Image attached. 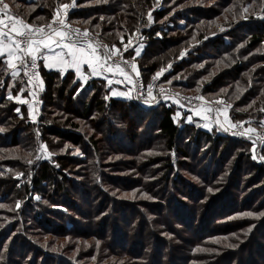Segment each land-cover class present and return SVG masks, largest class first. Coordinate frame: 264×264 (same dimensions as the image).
Returning <instances> with one entry per match:
<instances>
[{"label":"trees","instance_id":"1","mask_svg":"<svg viewBox=\"0 0 264 264\" xmlns=\"http://www.w3.org/2000/svg\"><path fill=\"white\" fill-rule=\"evenodd\" d=\"M8 1L11 15L39 26L72 0ZM262 8L264 0H77L68 20L119 49L141 33L135 60L145 81L170 65L164 83L223 98L232 121L256 129ZM41 76L34 122L27 104L7 98L27 95L25 79L0 62V264H264V216L242 215L264 212V162L248 138L182 126L175 106L112 98L102 79L43 67ZM41 143L47 161L35 159Z\"/></svg>","mask_w":264,"mask_h":264},{"label":"snow or ice","instance_id":"2","mask_svg":"<svg viewBox=\"0 0 264 264\" xmlns=\"http://www.w3.org/2000/svg\"><path fill=\"white\" fill-rule=\"evenodd\" d=\"M99 2V0H97ZM107 2V0H104ZM75 6V0H72L70 4H59L56 8L51 22L46 25H34L27 23L25 20L13 16L11 14L5 15V11L9 9V4L5 3L4 0H0V62L4 63L7 66V69L11 70V76L15 80L20 76V73L23 72L25 76L28 77V84H34L38 82L37 86H42L43 81L41 80L39 73L35 71L38 68L37 61L42 59L45 63V66L48 68H56L61 73L66 72L69 69H73L74 72L80 77L82 81L87 80V77L84 75V66L91 70L90 75L97 76L102 75L104 72L118 74L123 76L126 80H129L131 83V79L127 72H125L124 68L121 67L120 63H109L113 57L120 55L121 60H123V55L119 48L116 45L103 44L99 40H93L91 38V34L87 29L81 31L79 28H73L71 24L67 21V9ZM64 9L65 11L61 14L60 9ZM248 8H244L243 12H247ZM264 12V8L261 9ZM243 18H247L246 16ZM7 19L8 23L5 22ZM40 20H44V17H38ZM103 19V17H101ZM148 20L152 21L151 13L148 14ZM96 27H99L97 25ZM47 29V30H46ZM224 29L221 28V31ZM99 35L98 33L96 34ZM159 35V34H158ZM207 38V37H205ZM121 43H123V37L121 36ZM131 44V40H129V45ZM129 45H124V51H127ZM143 45H139V47L135 48V55H140V48ZM243 47V45H241ZM59 49V51H57ZM103 49V52H101ZM113 49H115L113 51ZM47 50V54L45 51ZM185 53H181V57ZM127 63V61H124ZM170 67V65H169ZM132 70L137 72L139 75L136 65L132 64ZM164 70L161 69L160 72L156 73V77H159ZM155 79V77H154ZM120 81H117L119 83ZM21 84L24 83L23 80L20 81ZM108 83L111 84L112 80L109 79ZM22 94L23 89L19 90ZM199 91V89H197ZM226 91V90H224ZM112 95L126 96L131 99L130 93L127 92H112ZM148 98L145 100V103H148L149 100L154 101L155 97L152 94V86H148ZM33 96H35V92H33ZM9 100H15L20 104L28 103L27 100L22 99L21 95H15L11 92L8 93ZM168 98V97H166ZM238 98V97H237ZM107 99V97H106ZM199 100H203V96L197 97ZM178 102V101H177ZM223 103V101H220ZM231 107V105H226L222 111L224 115V123H220L219 119H217L216 123L219 124L220 128L223 131H229L230 128H237L240 125V122L237 121L233 123L228 117L227 109ZM16 112H20L19 108L15 109ZM205 111L201 109V111H197L196 115H201V112ZM211 111V109H208ZM217 113L221 111V109L216 110ZM264 111V109H261ZM31 112V105H30ZM35 119V117H33ZM191 117H189V120ZM204 119H208V116H204ZM228 124L229 127H225L224 125ZM204 127H211L209 124H205ZM4 129L0 128V132H3ZM256 132L255 128L249 127L245 129L243 132H233V135H247L248 133ZM261 140H264V137H260ZM45 150L46 145L41 146V149ZM79 151V150H77ZM255 151V148H253ZM28 155H31L30 153ZM51 156V153H48ZM42 157L37 155L35 157L36 160L41 159ZM253 159H256V155L254 154ZM261 161H264V156L259 157ZM26 162L31 164L33 163L32 159H26ZM23 173H17V176H22ZM209 192L213 191L212 188L208 189ZM116 193H113L115 195ZM147 197V194H144ZM125 196H129V194H125ZM129 198H135V193H132ZM151 198V197H147ZM36 199H40V197H36ZM4 205H0L3 207ZM16 207H20V203L17 202ZM242 215L248 217L259 218L264 216V212H245ZM254 227V225L250 226ZM214 243H219V240L213 241ZM46 246V245H45ZM226 247H236V245L228 244ZM57 249H53L56 251ZM198 251H214V249H197Z\"/></svg>","mask_w":264,"mask_h":264},{"label":"built area","instance_id":"3","mask_svg":"<svg viewBox=\"0 0 264 264\" xmlns=\"http://www.w3.org/2000/svg\"><path fill=\"white\" fill-rule=\"evenodd\" d=\"M77 0H75V3ZM75 10L74 7H70L67 9V16ZM65 10L61 9V12L63 14ZM10 14L7 13V10L5 11V15ZM6 23H8L7 19L5 20ZM51 22V21H50ZM72 26V25H71ZM73 28H76L72 26ZM79 28V27H77ZM81 31L85 30L82 28H79ZM47 30V29H46ZM91 38L93 40H99L103 44L108 45L106 42H104L99 36L90 33ZM143 40V37L141 33H136L132 38H131V44L127 48V51H124V47L120 49L122 55H123V60H121L120 55L118 54L117 56L113 57L112 60L109 61V63H120L121 67L124 68L125 72L128 73L131 83L129 80H126L123 76H121V79H123L125 85L131 90L132 94V99L139 103V105L143 108L146 109H153L156 108L160 105H166L168 107H176L178 109H184L186 111H201V109H204L205 111L201 112L204 116H208V119H204L205 123L209 124L211 127V130H215L216 132L224 135H233V132H243L245 129H247L243 125H238L237 128H230L229 131H223L219 124L216 123L217 119H219L220 123H223V115H222V109L225 107L221 105L219 102H212V101H206L205 99L199 100L197 97L202 96L200 94H193V95H188V94H182L176 90L175 87H173L171 84L164 83L162 80V77H156V74L151 77L149 81H145L144 78L141 77V75H137L136 71L132 70V64L134 63L137 68V62L135 60V51L134 49L139 47L141 41ZM111 47V46H109ZM115 49H113L114 51ZM101 52H103V49H101ZM124 61H127V63H124ZM38 68L35 69L39 73V76L41 78V73H42V64L41 61L38 60ZM169 69H165L164 72H168ZM23 78L25 79V82L28 84V77L23 74V72L20 73ZM107 74H112L108 72H104L102 75L106 76ZM155 77V79H154ZM91 77H89V81H91ZM38 82L34 84H28L29 89L27 91V95L25 96V100L28 101L27 106L30 104L33 107L37 108V110L40 112L41 110V96L43 95V85L42 86H37ZM152 86V94L155 97V100H149L148 103H145L146 99L148 98V86ZM33 92H35V96H33ZM168 97V98H166ZM178 101V102H177ZM208 109H211V111H208ZM217 109H221L219 113H217ZM225 126V125H224ZM229 127V126H225ZM236 137H246L248 138L252 144L253 148H255L254 154L256 155V161L259 163H262L259 159L261 156V150L264 147V140H261L260 137L261 135H258L257 132L255 133H248L247 135H234ZM41 149V148H39ZM37 155L41 156L42 158L40 160L42 161H47L49 160V157L46 158L47 156V151L45 150H37Z\"/></svg>","mask_w":264,"mask_h":264},{"label":"rangeland","instance_id":"4","mask_svg":"<svg viewBox=\"0 0 264 264\" xmlns=\"http://www.w3.org/2000/svg\"><path fill=\"white\" fill-rule=\"evenodd\" d=\"M4 2L9 4L10 7H9V9L7 10V13H10V11H11V4H10V2H9L8 0H4ZM71 3H72V1H71ZM71 3H70V5H71ZM76 3H77V2H76ZM76 3H75V5H76ZM61 14H62V12H61ZM67 21H68L72 26H74V27H76V28L79 27V28H82V29H87V30L89 31V33H92L91 30H90L89 28H87V27H83V26H80L79 24H77V23H73V22H71L70 20H68V16H67ZM49 22H50V21H49ZM49 22H48V23H49ZM45 25H46V24H45ZM166 69H170V67H168V68H166ZM163 70L165 71V69H163ZM164 71H163L162 74L160 75L161 77H163V75H165L164 73H166V72H164ZM41 80L43 81L42 76H41ZM162 80H163V78H162ZM169 83H172V82H169ZM109 87H110V86H109ZM28 89H29V86H28V84L26 83L25 87L23 88V92H27ZM176 90H177L178 92L182 93V94H188V95L200 94L199 92H196V91H182V90L177 89V88H176ZM200 95H201V94H200ZM21 98L24 99L25 96L22 95ZM204 99H205L206 101H212V102L214 101V102H219V103H220V101H223V103H220V104L223 105V106L231 105L230 103L226 102L223 98H211V99H210V98L204 97ZM132 100H133V99H132ZM230 110H231V107H229V108L227 109V111L229 112V114H230ZM36 111H38L37 108H36ZM36 111H35V116H39L40 114L36 113ZM28 112H29V116H30V118H31L34 122H37L38 120H37V119H33V117L30 115V111H29V109H28ZM196 113H197V111H186V110H184V109H178V108H177V110H176L177 120H178V122L183 123V124L179 123V124L182 125V126H184V125H192V124L194 123V124H197L199 127L205 128V129L207 130L208 128L204 127V125L206 124L205 121H204V119H203V115H204V114L201 113V115H196ZM189 117H191L190 120H189ZM231 121H232V119H231ZM232 122L235 123L234 121H232ZM240 125L245 126L247 129L250 127L249 125L245 124V122H240ZM252 128H253V127H252ZM256 132H257L258 135H261L262 137H264V126L261 125V126H259V127H256ZM254 133H255V132H254ZM217 134H218V132H217ZM39 142H40V141H39ZM41 146H44V144L41 143V144L39 145V148H41ZM48 153H50V151H49V152L47 151V156H46V158L50 157V156L48 155ZM259 159H260V158H259ZM263 162H264V161H263ZM263 162H262V163H263ZM258 163H259V161H258ZM260 164H261V163H260ZM72 257H74V256L72 255ZM72 262H74V261H72Z\"/></svg>","mask_w":264,"mask_h":264},{"label":"crops","instance_id":"5","mask_svg":"<svg viewBox=\"0 0 264 264\" xmlns=\"http://www.w3.org/2000/svg\"><path fill=\"white\" fill-rule=\"evenodd\" d=\"M44 51H45V54H47V50H44ZM57 51H59V49H57ZM140 52H141V48H140ZM40 61H41L42 67L45 68L46 70H50V71H52V70H57V71H59V70L56 69V68H48V67H46V66H45V63H44V61H43L42 59H40ZM136 69H137V71H138V73H139V75H140V71H139L138 66H137ZM68 72H73V73L76 75V77H77L81 82H83V83H87V82H89V77H91L92 80H93V79H102V80H105L107 83H108V80L111 79V80H112V83H111V84L108 83V85H109L110 88H111L110 96H111L112 98H115V99H121V100H128L129 98L126 97V96L112 95V92H118V93H119V92H127V93H130V95H131V99H132L131 90L125 85L123 79H121V76L118 75V74H113V73H112V74H107L106 76H103V75L92 76V75H90L91 70L87 67V65H85V66H84V75L87 77V80H86V82H85V81H82V80L80 79V77L74 72L73 69H69V70H67L66 72H64V74H66V73H68ZM20 75H21V74H20ZM117 81H120V82L117 83ZM42 85H43V84H42ZM43 86H44V85H43ZM28 109H29V111H30V104L28 105ZM35 111H36V108L33 107V106L31 105V112H30V115H31L32 117H35V119H38L39 116H35ZM36 113L40 114L39 111H36ZM222 115H223V112H222ZM228 117H229V119L231 120L229 112H228ZM223 123H224V115H223ZM225 126H229V125H228V124H225ZM203 129H205V128H203ZM207 130H209V128H208ZM209 131H212V130H209Z\"/></svg>","mask_w":264,"mask_h":264}]
</instances>
